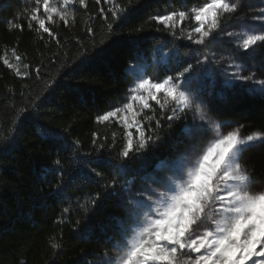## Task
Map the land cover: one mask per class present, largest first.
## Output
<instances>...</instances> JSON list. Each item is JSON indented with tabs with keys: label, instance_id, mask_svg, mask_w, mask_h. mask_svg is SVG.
Wrapping results in <instances>:
<instances>
[{
	"label": "trees",
	"instance_id": "16d2710c",
	"mask_svg": "<svg viewBox=\"0 0 264 264\" xmlns=\"http://www.w3.org/2000/svg\"><path fill=\"white\" fill-rule=\"evenodd\" d=\"M116 2L123 4L125 0ZM203 2L136 0L109 36L107 21L99 8L107 10L112 5L104 0L100 4L88 0L86 10L80 6L71 9L76 16L74 26L60 22L54 26L60 40L57 45L47 34L41 39L29 30L23 13L35 6L31 0H0V57L7 53L10 62L15 63L11 50L16 48L23 57L20 69L28 72V76H17L0 59V127L14 115L13 106H23L29 96L40 93L49 77L56 80L53 88L43 94L46 99L32 113L15 142L0 143V264H20L22 260L25 264H100L106 249L110 255L116 254L114 245L120 240L117 218L132 223L125 219L126 193L122 186L133 181L139 187L141 176L154 171L160 160H176L189 148L191 140L182 129L193 120L189 114L186 120L174 122L171 129L164 123L159 130L160 139L127 162L121 174L117 154L126 139L124 129L120 123H97L96 116L125 101L134 76L126 71L129 62L146 68L149 74L172 75L175 61H160L161 50L169 48L186 63L193 62L199 55L197 46L173 37L149 18ZM247 5L242 15L248 19L255 14L250 8L264 7L260 0H247ZM90 14L96 15L90 18ZM9 22L23 25V30L11 27ZM138 25H143L145 30L130 34L129 29ZM88 26L94 33H86ZM84 47L88 49L86 56L72 63L71 58L77 57ZM213 50L218 61L221 56L231 55L248 64L243 74L257 71L258 77L261 75L259 58L253 62L240 57L234 44H217ZM255 52H264V48ZM65 64L70 67H61ZM231 71L234 69L224 61L213 64L211 78L195 82L194 88L202 89L197 99L206 104L207 112L216 119L245 124V134L264 131V97L249 92L248 85L241 82L223 85L221 73L229 77ZM65 127L69 129V140L81 141V154L93 147V132L98 134V142L112 146L102 152L107 162L101 169L103 178L91 174L94 163L86 160L81 163L74 155V148L61 147L48 135L49 131L62 133ZM56 159L62 162V173L53 163ZM241 162L254 169L256 186H264V145L244 152ZM61 174L64 187L57 193L54 185ZM113 177L117 178L116 187L106 189L105 184ZM97 192L100 196L93 205L90 200ZM66 207L70 211L62 213ZM54 242L62 244L61 249L55 250L56 254L51 247Z\"/></svg>",
	"mask_w": 264,
	"mask_h": 264
},
{
	"label": "snow or ice",
	"instance_id": "6c2138e0",
	"mask_svg": "<svg viewBox=\"0 0 264 264\" xmlns=\"http://www.w3.org/2000/svg\"><path fill=\"white\" fill-rule=\"evenodd\" d=\"M31 2L35 6L23 13L27 16L29 30L35 31L41 39L43 34H47L57 45L60 40L54 26L58 22L74 26L76 16L71 9L80 6L86 10L88 7V0ZM95 2L100 4L101 0ZM104 3L112 5L107 10L99 8V13L107 21L106 34L110 36L113 26H120L136 0H125L123 4L116 0H104ZM260 3L264 4V0ZM246 6L247 0H204L191 8L185 6L184 10L149 18L173 37L186 39L197 46L199 55L193 62L186 63L173 49H162L160 61H175L172 75L149 74L146 68L129 62L127 70L135 74V79L128 89L126 102L96 116V122L120 123L124 129L126 139L117 154L121 174L127 162L160 139L159 130L164 123L171 129L174 122L186 120L189 114L193 122L186 124L182 131L191 140V145L176 160H160L154 171L141 176L139 187L133 181L122 186L126 193L125 219L132 223L126 224L117 218L120 240L114 245L116 254L110 255L106 249L100 264H264V186H256L254 169L241 162L244 152L257 143L264 145V131L245 134V124L218 120L209 115L203 101L197 99L202 89L191 86L194 80L210 79L212 65L224 61L234 69L226 83L241 82L248 85L249 92L264 97V52H255L257 48H264V7L250 8L255 14L248 19L242 15ZM95 15L90 14V18ZM233 22L236 26L228 30ZM9 23L11 27L23 30V25ZM144 30L143 25H138L130 28L129 33ZM85 31L94 33L90 26ZM100 43L103 44L104 40ZM223 43L234 44L237 54L249 61L255 62L259 58L261 75L258 77L257 71L243 74L248 64L231 55L221 56L218 61L213 49ZM87 52L84 47L77 57L71 58L72 63L86 56ZM11 55L15 63L10 62L7 53L0 59L17 76H28L27 71L20 69L23 57L16 48L11 50ZM65 66L70 67L68 64L61 65ZM39 70L37 66V72ZM55 84V78L49 77L40 93L29 96L23 106H13L14 115L0 127V143L15 142L32 113L46 99L43 94ZM68 132L65 127L62 133L49 131L48 135L61 147L74 148V155L81 163L85 160L89 164L94 163L96 166L90 169L91 174L103 178L101 169L107 162L103 160L102 152L112 146L98 142V134L93 132V147L81 154V141L69 140ZM115 136L113 133V140ZM53 163L62 173L61 160L56 159ZM116 184L117 178L113 177L107 181L105 188H115ZM63 187L61 174L54 190L59 193ZM99 196L97 192L90 203L94 205ZM69 211L66 207L62 213ZM51 247L56 254L55 250L61 249L62 244L54 242ZM20 264L25 262L22 260Z\"/></svg>",
	"mask_w": 264,
	"mask_h": 264
},
{
	"label": "rangeland",
	"instance_id": "374dc122",
	"mask_svg": "<svg viewBox=\"0 0 264 264\" xmlns=\"http://www.w3.org/2000/svg\"><path fill=\"white\" fill-rule=\"evenodd\" d=\"M236 26V24L234 23L231 27H235ZM127 69H128V66H127ZM128 73H130L128 70H126ZM134 76H133V80L135 79V74H133ZM221 78H222V83H223V85H226V84H230V83H226V81H228L229 80V77L227 76V75H225V74H223V73H221ZM196 82V80H194L193 82H192V88H194L195 87V83ZM132 86V83H131V85H130V87ZM129 87V88H130ZM129 94V93H128ZM128 94H127V96H128ZM126 102V99H125V101L123 102V103H125ZM122 103V104H123ZM204 108H205V111H207L206 110V104H204ZM209 114V113H208ZM210 115V114H209ZM191 119L193 120V117H192V115H191ZM226 130V129H225ZM258 145H260V143H257L256 145H254L253 147H257ZM188 148H186L185 149V151L184 152H186V150H187ZM184 152H182V153H184ZM180 156V154L178 155V157ZM177 157V158H178ZM170 174V173H169ZM128 235H130V233L128 234Z\"/></svg>",
	"mask_w": 264,
	"mask_h": 264
}]
</instances>
